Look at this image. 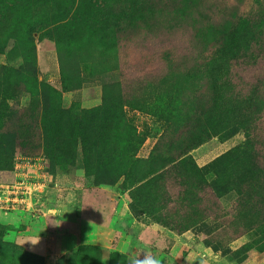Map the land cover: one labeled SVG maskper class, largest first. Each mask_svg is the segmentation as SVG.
Masks as SVG:
<instances>
[{"label":"rangeland","instance_id":"374dc122","mask_svg":"<svg viewBox=\"0 0 264 264\" xmlns=\"http://www.w3.org/2000/svg\"><path fill=\"white\" fill-rule=\"evenodd\" d=\"M18 157L48 187L0 216L112 194L138 236L44 256L0 219V264H264V0H0V183Z\"/></svg>","mask_w":264,"mask_h":264},{"label":"crops","instance_id":"0c3cea01","mask_svg":"<svg viewBox=\"0 0 264 264\" xmlns=\"http://www.w3.org/2000/svg\"><path fill=\"white\" fill-rule=\"evenodd\" d=\"M109 200L113 203L112 210L105 208L98 214L101 218L108 213L107 221L85 214L86 211H82V207L77 208V202L69 198L61 205L47 207L44 215L35 221L19 214L0 216V219L4 220V224L18 226L19 232H15L13 238L35 241L39 245V253L44 256L50 255L51 250L64 253L80 245L108 246L109 250L114 251L131 250L138 236L136 230H139V224L129 217L123 198L109 194ZM143 226L141 224L140 229ZM187 234L182 236L187 238ZM174 239L176 244L184 242L181 237Z\"/></svg>","mask_w":264,"mask_h":264},{"label":"built area","instance_id":"2783aa9c","mask_svg":"<svg viewBox=\"0 0 264 264\" xmlns=\"http://www.w3.org/2000/svg\"><path fill=\"white\" fill-rule=\"evenodd\" d=\"M36 160V159H35ZM39 161L18 157L14 160L11 183H0V213L27 212L34 208L39 195L47 190L49 181Z\"/></svg>","mask_w":264,"mask_h":264},{"label":"clouds","instance_id":"9594fccd","mask_svg":"<svg viewBox=\"0 0 264 264\" xmlns=\"http://www.w3.org/2000/svg\"><path fill=\"white\" fill-rule=\"evenodd\" d=\"M136 264H158V261L151 256H145L143 260H138Z\"/></svg>","mask_w":264,"mask_h":264},{"label":"trees","instance_id":"16d2710c","mask_svg":"<svg viewBox=\"0 0 264 264\" xmlns=\"http://www.w3.org/2000/svg\"><path fill=\"white\" fill-rule=\"evenodd\" d=\"M9 183H10V182H9ZM164 225H165V224H164ZM165 226H167V225H165ZM191 227H192V225L189 224V225H188L187 227H185L184 229L187 230V229H189V228H191Z\"/></svg>","mask_w":264,"mask_h":264}]
</instances>
